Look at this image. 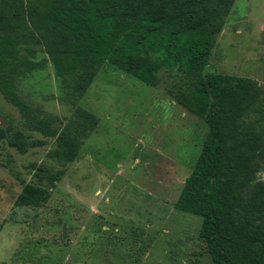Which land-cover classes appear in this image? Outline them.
I'll return each mask as SVG.
<instances>
[{
    "label": "trees",
    "instance_id": "obj_1",
    "mask_svg": "<svg viewBox=\"0 0 264 264\" xmlns=\"http://www.w3.org/2000/svg\"><path fill=\"white\" fill-rule=\"evenodd\" d=\"M233 1L0 0V91L30 129L54 138L47 158L63 166L32 164L14 204L43 206L96 128L78 103L104 64L152 87L166 71L167 94L207 127L174 209L200 217L211 264H264V92L252 79L204 71ZM47 62L60 101L74 107L61 129L17 92V80ZM0 140L21 154L43 144L13 126L0 127Z\"/></svg>",
    "mask_w": 264,
    "mask_h": 264
},
{
    "label": "rangeland",
    "instance_id": "obj_2",
    "mask_svg": "<svg viewBox=\"0 0 264 264\" xmlns=\"http://www.w3.org/2000/svg\"><path fill=\"white\" fill-rule=\"evenodd\" d=\"M204 71L264 92V0L233 1ZM168 82L166 71L152 87L104 64L78 103L96 128L38 208L14 202L32 164L63 168L47 158L54 138L30 129L0 91V127L43 140L24 154L0 140V264H211L200 217L173 207L207 127L167 94ZM17 92L55 129L73 117L49 62L20 77Z\"/></svg>",
    "mask_w": 264,
    "mask_h": 264
}]
</instances>
